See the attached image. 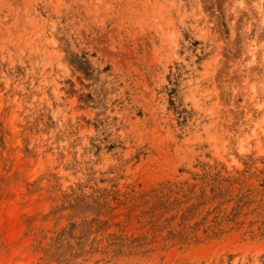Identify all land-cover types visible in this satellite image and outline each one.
Returning <instances> with one entry per match:
<instances>
[{
	"label": "rangeland",
	"instance_id": "1",
	"mask_svg": "<svg viewBox=\"0 0 264 264\" xmlns=\"http://www.w3.org/2000/svg\"><path fill=\"white\" fill-rule=\"evenodd\" d=\"M258 2L0 0V264H264Z\"/></svg>",
	"mask_w": 264,
	"mask_h": 264
},
{
	"label": "bare ground",
	"instance_id": "2",
	"mask_svg": "<svg viewBox=\"0 0 264 264\" xmlns=\"http://www.w3.org/2000/svg\"><path fill=\"white\" fill-rule=\"evenodd\" d=\"M259 2H258V4H257V8L258 9H255V10H258L257 12H259V14H260V19L258 18V16H257V18L259 19V21H261L262 22V24L264 25V10H263V8H264V0H258ZM256 12V11H255ZM256 18V20L258 21V19ZM256 20H254L255 21V23L257 22ZM259 23V22H258ZM166 24V23H165ZM257 24V23H256ZM261 24V23H260ZM53 25V24H52ZM260 26V25H259ZM260 28V27H259ZM264 29V28H263ZM263 29H261V30H263ZM263 32V31H262ZM253 33V32H252ZM263 39V38H262ZM256 40L258 41V39L256 38ZM34 41V40H33ZM263 42H264V40H263ZM29 43V42H28ZM35 43V42H34ZM52 43V42H51ZM55 42H53V44H54ZM32 44V43H31ZM56 44V43H55ZM54 44V45H55ZM251 44V43H250ZM33 47H35V45L33 46ZM258 47V45H257V43L256 44H253L252 46H251V53H253L252 55L253 56H255L254 55V51L256 50V48ZM263 47V46H262ZM259 48V47H258ZM37 50V49H36ZM260 50V49H259ZM34 52V51H33ZM246 52V51H245ZM31 53V52H30ZM259 53V52H258ZM45 54V53H44ZM246 54H247V52H246ZM260 54V53H259ZM258 55V54H257ZM31 56V55H30ZM45 56V55H44ZM256 57V56H255ZM34 58V57H33ZM45 60V59H44ZM258 60V59H257ZM249 61V60H248ZM247 61V62H248ZM45 62H46V60H45ZM246 62V61H245ZM48 64V63H47ZM58 86V85H57ZM56 86V87H57ZM262 88H263V90H264V82H263V84H262ZM259 90H260V88H259ZM257 92V91H256ZM260 93V92H259ZM259 95H257L256 93L254 94V96H253V98L251 99V100H256L257 99V97H258ZM260 97L262 98L263 96L262 95H260ZM259 97V98H260ZM259 109H264V104H262V105H260L259 106ZM257 110V109H256ZM255 110V111H256ZM254 111V110H253ZM255 115V114H254ZM263 116V115H262ZM258 117V116H257ZM264 117V116H263ZM256 118V117H255ZM251 119V118H250ZM258 119V118H257ZM249 120V119H248ZM262 120L264 121V118H262ZM216 123V122H215ZM257 123V122H256ZM264 123V122H263ZM261 125V124H260ZM211 126V125H210ZM211 128V127H210ZM218 129V128H217ZM222 129V128H221ZM219 130V129H218ZM263 131V130H262ZM217 132V131H216ZM218 133V132H217ZM212 139V138H211ZM2 219H0V225L2 224ZM6 224H7V227H6V229H5V232H4V234H5V236L3 237V239H9V242L11 243V244H14L15 243V239L17 238V236L20 234V237H21V235H22V232H23V229H22V219H21V217H20V219L19 220H17V219H12L11 217H7V221H6Z\"/></svg>",
	"mask_w": 264,
	"mask_h": 264
}]
</instances>
